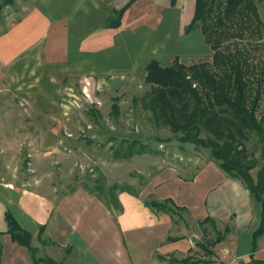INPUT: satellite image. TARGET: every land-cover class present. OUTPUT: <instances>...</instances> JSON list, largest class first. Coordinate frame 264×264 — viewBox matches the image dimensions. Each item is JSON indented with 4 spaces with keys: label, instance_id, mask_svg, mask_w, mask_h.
Wrapping results in <instances>:
<instances>
[{
    "label": "crops",
    "instance_id": "1",
    "mask_svg": "<svg viewBox=\"0 0 264 264\" xmlns=\"http://www.w3.org/2000/svg\"><path fill=\"white\" fill-rule=\"evenodd\" d=\"M10 1L0 17V81L9 90L29 94L45 113L68 75L103 78L140 68L146 72L152 59L163 66L173 62L168 52L162 59L156 54L160 43L147 41L155 23L147 26L146 20L160 14L161 5L174 7L178 0L175 5L171 0H136L118 27H108L107 21L129 0ZM146 4L149 14L143 19ZM1 141L0 134V146ZM187 174L184 168H170L144 190L121 191L117 195L121 208L115 212L84 187L70 193L58 187L35 190L33 181L19 186L11 176H3L0 167V264H35L29 249L7 233V208L33 233L39 255L58 264H161L160 257L168 254L181 260L195 248L192 225L207 216L232 222L223 241L234 245L227 247L222 259H229V264H246L252 257L264 260V246L260 247L264 232L255 238L262 206L245 184L217 161H207L191 178H184ZM151 197L158 201L171 197L187 207L185 219L151 208L146 204ZM41 225H46L44 235L54 243L41 242Z\"/></svg>",
    "mask_w": 264,
    "mask_h": 264
},
{
    "label": "rangeland",
    "instance_id": "2",
    "mask_svg": "<svg viewBox=\"0 0 264 264\" xmlns=\"http://www.w3.org/2000/svg\"><path fill=\"white\" fill-rule=\"evenodd\" d=\"M10 2L0 0V17ZM258 5L264 22V0H259ZM146 8L141 14L143 19L149 14L148 5ZM194 9L195 0H178L174 7L161 5L160 14L146 18L147 26L155 23L154 33L145 32L147 41L160 43L161 49L155 52L161 53V59L168 52L187 65L212 61L214 51L205 42L201 29L186 32ZM263 58L264 49L256 54L255 61ZM146 75L141 68L132 74L103 78L68 75L60 83L56 101L47 105L49 113L43 112L29 94L9 90L0 81L3 176H11L19 186L31 180L35 190L58 187L70 193L81 186L106 201L112 198V192L118 195L125 189L137 192L148 188L153 178L170 168H184L187 179L207 161H215L210 148L181 140L182 132L175 133L157 121L151 103L152 85L145 81ZM115 102L118 114L113 112ZM258 116L264 117V91ZM135 140L139 142L129 153V145ZM263 146L264 140L250 133L246 147L256 164L252 170L255 178L263 163ZM173 210L170 213L174 218L185 219L183 210ZM231 224L230 220L216 222L222 232ZM192 227L197 239L191 238L195 248L187 254L188 263L168 254L160 257L161 264H229V259L222 256L234 242L226 240L214 245L217 232L212 222H195ZM33 243L37 244V239Z\"/></svg>",
    "mask_w": 264,
    "mask_h": 264
},
{
    "label": "trees",
    "instance_id": "3",
    "mask_svg": "<svg viewBox=\"0 0 264 264\" xmlns=\"http://www.w3.org/2000/svg\"><path fill=\"white\" fill-rule=\"evenodd\" d=\"M136 0H129L107 21L108 27H118L125 11ZM175 5L177 0H171ZM259 0H195V10L186 32L200 28L205 42L214 51L212 61L187 65L175 57L173 63L163 66L152 59L146 65L145 81L152 85L151 103L158 122L182 132L181 140L210 148L215 161L231 176L240 179L251 191L254 200L261 204V222L255 238L264 232V146L262 166L257 177L252 174L256 164L250 157L246 141L250 133L264 140V117L258 110L264 91V58L255 56L264 49V38ZM262 63V64H261ZM118 114L119 105L113 104ZM135 140L129 145L133 150ZM129 155V154H128ZM107 204L121 208L118 196L112 192ZM146 204L158 210L174 212L173 208L187 210L171 197L163 201L150 199ZM5 218L7 233L13 241L26 246L35 264H58L49 256H40L33 245V233L25 228L15 214L7 208ZM212 222L217 232L214 245L230 233L229 225L224 232L217 229L216 221L207 216L200 224ZM41 225L38 237L44 244L54 243ZM176 239V238H173ZM255 246V244H254ZM204 247V246H203ZM254 254V249L252 256ZM180 261L188 263V257ZM257 261L252 257L250 264Z\"/></svg>",
    "mask_w": 264,
    "mask_h": 264
},
{
    "label": "water",
    "instance_id": "4",
    "mask_svg": "<svg viewBox=\"0 0 264 264\" xmlns=\"http://www.w3.org/2000/svg\"><path fill=\"white\" fill-rule=\"evenodd\" d=\"M191 238H192L193 241H196V239H197V237L195 235H192ZM250 264H264V260H257V261H255L253 263H250Z\"/></svg>",
    "mask_w": 264,
    "mask_h": 264
},
{
    "label": "built area",
    "instance_id": "5",
    "mask_svg": "<svg viewBox=\"0 0 264 264\" xmlns=\"http://www.w3.org/2000/svg\"><path fill=\"white\" fill-rule=\"evenodd\" d=\"M227 252H228V250H227Z\"/></svg>",
    "mask_w": 264,
    "mask_h": 264
}]
</instances>
